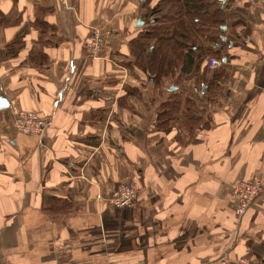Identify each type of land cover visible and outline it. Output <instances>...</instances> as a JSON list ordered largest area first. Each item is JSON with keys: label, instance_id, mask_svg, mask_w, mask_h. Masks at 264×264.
Returning a JSON list of instances; mask_svg holds the SVG:
<instances>
[{"label": "crops", "instance_id": "crops-1", "mask_svg": "<svg viewBox=\"0 0 264 264\" xmlns=\"http://www.w3.org/2000/svg\"><path fill=\"white\" fill-rule=\"evenodd\" d=\"M224 2L210 95L196 72L155 84L135 65L138 0H0V264H264V0ZM173 92L196 102L191 130L182 113L158 126ZM30 110L49 120L39 137L13 124ZM254 176L237 218L234 184ZM130 180L134 205L110 204Z\"/></svg>", "mask_w": 264, "mask_h": 264}, {"label": "trees", "instance_id": "trees-1", "mask_svg": "<svg viewBox=\"0 0 264 264\" xmlns=\"http://www.w3.org/2000/svg\"><path fill=\"white\" fill-rule=\"evenodd\" d=\"M145 10L140 30L130 40L135 65L143 69L155 84L181 70L196 72L204 94L217 95L225 68L213 71L208 59L223 60L226 41L225 2L219 0H140ZM222 5V7H221ZM208 94V95H209ZM209 95V97H210ZM192 96L171 93L161 104L157 116L159 127L167 126L175 115L186 117L184 126L191 130L200 124L197 105ZM183 102V105H182Z\"/></svg>", "mask_w": 264, "mask_h": 264}, {"label": "built area", "instance_id": "built-area-1", "mask_svg": "<svg viewBox=\"0 0 264 264\" xmlns=\"http://www.w3.org/2000/svg\"><path fill=\"white\" fill-rule=\"evenodd\" d=\"M101 35L94 33L87 42V48L94 56L102 45ZM221 61L214 57L209 58L208 68H217L221 65ZM13 124L16 130L22 134L41 136L46 131L49 125V120L46 117L39 115L37 112L30 110L16 114L13 118ZM139 186L135 180L121 183L115 191L108 196V202L115 207L133 206L137 197ZM263 187L261 178L254 176L249 179L238 180L234 184L232 192V200L235 203L234 213L237 218H240L253 199L262 193ZM71 244L69 242H59L53 246L55 253L67 254L70 252ZM238 264H263L261 262L254 263L245 258H239Z\"/></svg>", "mask_w": 264, "mask_h": 264}, {"label": "water", "instance_id": "water-1", "mask_svg": "<svg viewBox=\"0 0 264 264\" xmlns=\"http://www.w3.org/2000/svg\"><path fill=\"white\" fill-rule=\"evenodd\" d=\"M221 3H224V0H219ZM222 7V5H221ZM139 20V19H138ZM141 24H143V22H137V26H140ZM226 27L223 26V29H225ZM225 59L223 58L222 62H224ZM8 107V102L5 98H0V109L6 108Z\"/></svg>", "mask_w": 264, "mask_h": 264}, {"label": "rangeland", "instance_id": "rangeland-1", "mask_svg": "<svg viewBox=\"0 0 264 264\" xmlns=\"http://www.w3.org/2000/svg\"><path fill=\"white\" fill-rule=\"evenodd\" d=\"M138 1L141 3V1H140V0H138ZM144 11H145V10L143 9V12H144ZM208 60H209V59H208ZM207 67H208V66H207ZM246 210H247V209H246ZM246 210H245V211H246ZM244 213H245V212H244ZM234 215H235V213H234ZM242 216H243V215H242Z\"/></svg>", "mask_w": 264, "mask_h": 264}]
</instances>
